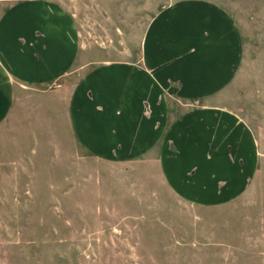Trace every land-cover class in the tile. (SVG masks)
<instances>
[{
  "label": "crops",
  "instance_id": "crops-1",
  "mask_svg": "<svg viewBox=\"0 0 264 264\" xmlns=\"http://www.w3.org/2000/svg\"><path fill=\"white\" fill-rule=\"evenodd\" d=\"M131 4L144 26L132 62H78L73 19L48 0L0 11V124L15 89L55 87L88 156L151 160L162 185L194 207L236 199L259 161L264 0Z\"/></svg>",
  "mask_w": 264,
  "mask_h": 264
},
{
  "label": "rangeland",
  "instance_id": "rangeland-1",
  "mask_svg": "<svg viewBox=\"0 0 264 264\" xmlns=\"http://www.w3.org/2000/svg\"><path fill=\"white\" fill-rule=\"evenodd\" d=\"M20 1L0 0V11ZM48 1L73 19L78 62L136 59L144 26L131 0ZM58 90L15 89L0 124V264H264V122L245 192L194 207L162 185L151 160L82 152Z\"/></svg>",
  "mask_w": 264,
  "mask_h": 264
}]
</instances>
